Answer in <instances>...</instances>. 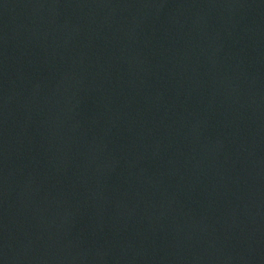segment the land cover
<instances>
[{"label": "water", "instance_id": "obj_1", "mask_svg": "<svg viewBox=\"0 0 264 264\" xmlns=\"http://www.w3.org/2000/svg\"><path fill=\"white\" fill-rule=\"evenodd\" d=\"M0 264H264V0H0Z\"/></svg>", "mask_w": 264, "mask_h": 264}]
</instances>
